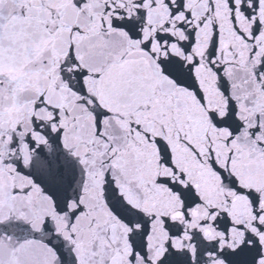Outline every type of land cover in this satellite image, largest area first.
Masks as SVG:
<instances>
[{"label": "snow or ice", "instance_id": "obj_1", "mask_svg": "<svg viewBox=\"0 0 264 264\" xmlns=\"http://www.w3.org/2000/svg\"><path fill=\"white\" fill-rule=\"evenodd\" d=\"M0 264H264V0H0Z\"/></svg>", "mask_w": 264, "mask_h": 264}]
</instances>
